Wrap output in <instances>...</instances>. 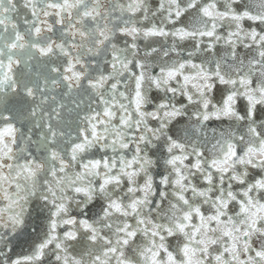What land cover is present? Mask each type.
Returning a JSON list of instances; mask_svg holds the SVG:
<instances>
[{
  "label": "snow or ice",
  "instance_id": "obj_1",
  "mask_svg": "<svg viewBox=\"0 0 264 264\" xmlns=\"http://www.w3.org/2000/svg\"><path fill=\"white\" fill-rule=\"evenodd\" d=\"M0 264H264V0H0Z\"/></svg>",
  "mask_w": 264,
  "mask_h": 264
}]
</instances>
